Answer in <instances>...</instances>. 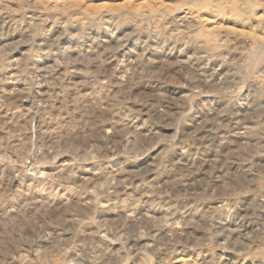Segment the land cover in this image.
<instances>
[{"label": "rangeland", "instance_id": "obj_1", "mask_svg": "<svg viewBox=\"0 0 264 264\" xmlns=\"http://www.w3.org/2000/svg\"><path fill=\"white\" fill-rule=\"evenodd\" d=\"M0 264H264V0H0Z\"/></svg>", "mask_w": 264, "mask_h": 264}]
</instances>
